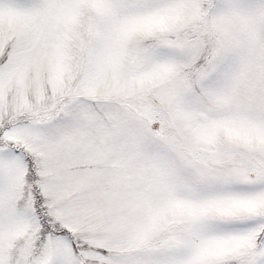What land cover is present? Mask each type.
Returning a JSON list of instances; mask_svg holds the SVG:
<instances>
[{
  "label": "snow or ice",
  "instance_id": "6c2138e0",
  "mask_svg": "<svg viewBox=\"0 0 264 264\" xmlns=\"http://www.w3.org/2000/svg\"><path fill=\"white\" fill-rule=\"evenodd\" d=\"M0 264H264V0H0Z\"/></svg>",
  "mask_w": 264,
  "mask_h": 264
}]
</instances>
